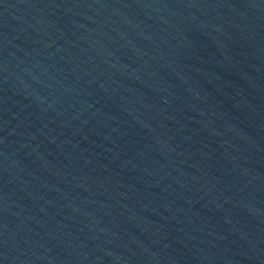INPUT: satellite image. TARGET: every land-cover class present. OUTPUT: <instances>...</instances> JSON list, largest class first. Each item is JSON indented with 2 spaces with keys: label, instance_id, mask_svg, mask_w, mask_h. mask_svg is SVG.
Returning a JSON list of instances; mask_svg holds the SVG:
<instances>
[{
  "label": "water",
  "instance_id": "water-1",
  "mask_svg": "<svg viewBox=\"0 0 264 264\" xmlns=\"http://www.w3.org/2000/svg\"><path fill=\"white\" fill-rule=\"evenodd\" d=\"M0 264H264V0H0Z\"/></svg>",
  "mask_w": 264,
  "mask_h": 264
}]
</instances>
